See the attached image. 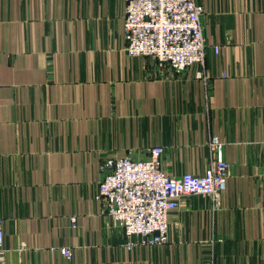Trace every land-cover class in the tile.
<instances>
[{"label":"crops","instance_id":"0c3cea01","mask_svg":"<svg viewBox=\"0 0 264 264\" xmlns=\"http://www.w3.org/2000/svg\"><path fill=\"white\" fill-rule=\"evenodd\" d=\"M197 1L206 60L176 71L127 54L128 0H0L4 264H264V0ZM216 143L219 201L183 198L166 243L130 248L103 161L160 145L169 175H204Z\"/></svg>","mask_w":264,"mask_h":264},{"label":"built area","instance_id":"2783aa9c","mask_svg":"<svg viewBox=\"0 0 264 264\" xmlns=\"http://www.w3.org/2000/svg\"><path fill=\"white\" fill-rule=\"evenodd\" d=\"M204 7L197 0H128L125 16V51L134 57H149L159 65L183 71L204 64L207 44L203 31ZM219 53L220 47H214ZM217 158L204 175H169L162 166L165 148L149 149L145 159L130 156L107 158L97 198L105 201L107 213L136 245L164 244L169 240V214L188 196H210L216 202L226 186L230 164L223 145L216 143ZM134 239V240H132ZM4 219L0 217V264H4ZM71 259V248L61 249ZM204 264H213L209 259Z\"/></svg>","mask_w":264,"mask_h":264}]
</instances>
